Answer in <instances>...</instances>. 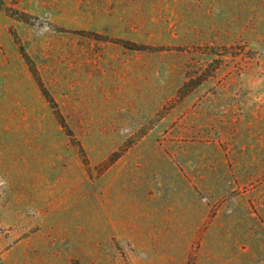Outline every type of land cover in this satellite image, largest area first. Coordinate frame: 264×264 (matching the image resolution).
Instances as JSON below:
<instances>
[{
  "label": "rangeland",
  "instance_id": "rangeland-1",
  "mask_svg": "<svg viewBox=\"0 0 264 264\" xmlns=\"http://www.w3.org/2000/svg\"><path fill=\"white\" fill-rule=\"evenodd\" d=\"M0 264H264V0H0Z\"/></svg>",
  "mask_w": 264,
  "mask_h": 264
}]
</instances>
